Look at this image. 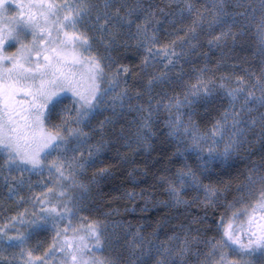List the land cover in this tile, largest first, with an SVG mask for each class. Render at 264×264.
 Returning a JSON list of instances; mask_svg holds the SVG:
<instances>
[{
  "label": "snow or ice",
  "instance_id": "obj_1",
  "mask_svg": "<svg viewBox=\"0 0 264 264\" xmlns=\"http://www.w3.org/2000/svg\"><path fill=\"white\" fill-rule=\"evenodd\" d=\"M227 7L225 0H211L208 6L177 0L175 10L165 13L160 8L169 24L190 21L173 29L183 35L169 44L159 42L152 23L158 20L157 11L151 5L127 0H0V175L5 182L12 181L9 196L24 186L25 173L47 176L36 182L41 191L18 197L25 209L0 226V264H120L119 256L98 255L120 244L117 226L77 215L87 210L90 184L110 169L96 170L88 183L80 176L106 148L105 137L124 140V147L136 143L151 154L156 150L151 141L161 133L176 145L171 158H156L158 164L164 160L162 168L168 173L157 178L169 196L165 204L198 200L205 211L199 219L209 218L210 208L219 216L213 220L215 227L198 229L194 236L185 229L183 239L173 233L160 240L156 231L129 236L127 228L122 235L134 259L124 264H264V171H257L254 164L238 196L230 200H219L226 187L203 182L208 161L226 159L248 135L258 136L264 146V68L259 75L249 73L247 80L223 74L217 83L206 75L216 66L193 67L195 80L185 83L182 93L153 91L157 84L171 86L169 73L157 72L153 65L176 67L200 47L202 34L214 32L208 42L215 45L229 37L235 42L237 35L255 27L264 49V0L258 20L255 6L245 5L239 13L228 12ZM130 46L143 53L141 67L151 71L135 90L128 84L130 67L118 63L120 50L128 52ZM217 88L228 97L229 106L201 126L192 118V106L207 104ZM162 109L167 117L159 121ZM118 111L136 114L134 133L114 127ZM98 116L102 118L96 121ZM154 120L160 128H155ZM221 142L223 148L218 147ZM121 157L126 162L127 157ZM174 160L181 163L173 169ZM16 172L20 175H13ZM28 187L33 189V183ZM189 190L197 195L185 199L182 193ZM40 232L53 235L43 255L35 256L43 242L34 246L29 242ZM208 232L214 235L204 234ZM8 248L18 251L4 257Z\"/></svg>",
  "mask_w": 264,
  "mask_h": 264
},
{
  "label": "trees",
  "instance_id": "obj_2",
  "mask_svg": "<svg viewBox=\"0 0 264 264\" xmlns=\"http://www.w3.org/2000/svg\"><path fill=\"white\" fill-rule=\"evenodd\" d=\"M193 2L208 6L211 0H193ZM127 3L151 5L156 9L158 20H154L152 23L158 29L160 43L170 44L176 37L182 36L183 32L179 30L173 32V29H176L179 24L190 22L188 19L184 21L178 19L177 24H169L163 15L159 13L160 8H164L165 13L169 11V8L175 10L177 0H127ZM225 3L229 6L226 10L230 13L243 12L245 11V5H252L257 9L255 13L257 20L261 15V0H225ZM142 18L143 14H139L138 19ZM237 27L233 26V31H237ZM219 30L216 29V31ZM214 35V32L202 34L199 38L200 47L190 56L182 57L176 67L167 69L162 62L153 65L157 72L167 71L171 80V86L157 84L154 86L153 91L161 93L166 89L169 94L183 92V85L195 80V73L192 72V68H200L204 65L209 68L216 66L215 71H209L206 75L212 76L217 83H219L223 74H230L233 77L243 76L246 80L249 79V73L260 74L261 69L264 68V49H262L257 38L255 27L248 28L243 35H237L235 42L229 37L226 43L209 45L208 41ZM120 51L122 59L118 63L130 67V73L128 74L129 86L133 90L141 88L139 81H146L151 74V71H145L141 67L143 53L137 52L136 48L131 46L128 52L123 49ZM181 72L184 74L180 75ZM176 77H179V79L177 80ZM216 93L207 104L201 103L192 106L195 109L192 118L200 122L201 126L204 123H210L213 118L219 117L224 108L229 105L226 96L219 88H217ZM145 96H147V93H145ZM205 111H207V115L204 114ZM185 113L187 114V111ZM101 118L96 119L98 121ZM114 127L116 129L124 128L123 123L118 121ZM158 128L160 127L156 129ZM105 139L109 143L102 150V154L97 160L89 166V175L84 178V182L88 183L94 175V171L106 166L110 169L109 174L102 179L97 176L95 182L90 184L86 199L87 210L84 211L85 216L90 219H102L103 217L107 219L111 217L113 221L115 220L118 229L117 234L120 235V244L115 245L111 251L105 249L104 256L111 255L113 258L119 256L120 264H124L129 250L126 246L127 237L122 235L125 231L124 226L138 229L145 236L156 231L159 233L157 239L160 240L188 228L198 230L209 225L215 227L213 220L219 216V211L210 208L207 212L209 218L199 219L205 216V211L204 206L198 200H193V203L188 205L165 204L169 200V196L165 191V185L159 183L157 178L167 176L168 173L163 171L162 168L164 160L161 159L158 164L156 158H171V154L176 147L174 142H170L162 133L158 134L151 141L156 150L151 154H146L141 146H134V143L130 147H124V140L122 139L116 138L115 142H112L113 138L111 136H107ZM258 143V146H252L247 159L226 165L213 164L206 170L208 175L204 178V183L226 187V191L219 197L220 201L225 200V198L230 200L234 196H238L239 186L245 182L249 170L253 168L254 164L256 168L264 169V146H262L261 140ZM121 154L127 157L126 162H122ZM180 163L181 161L174 160L173 169ZM189 163L192 164V159L189 160ZM91 172L92 174H90ZM9 183L4 181L3 175H0V211L4 207H9L10 204L9 199L6 197ZM190 192H183V197L191 199L196 196ZM102 213L108 214L102 215ZM194 217L197 218L195 223L193 222ZM2 222L0 219V226L4 225ZM204 234L211 235L214 233ZM52 235L38 233L32 237L29 245L34 246L37 241L43 242L42 247L37 249L40 253L51 242ZM6 252H9V250L7 249ZM129 257L127 259L129 262L134 259L131 255Z\"/></svg>",
  "mask_w": 264,
  "mask_h": 264
},
{
  "label": "rangeland",
  "instance_id": "obj_3",
  "mask_svg": "<svg viewBox=\"0 0 264 264\" xmlns=\"http://www.w3.org/2000/svg\"><path fill=\"white\" fill-rule=\"evenodd\" d=\"M192 82H194V80ZM226 99L228 100V97L227 96H226ZM68 102H69L68 100H65L64 101V103H68ZM228 102H229V100H228ZM104 115H112V113L111 112H106V113H104ZM135 115H136L135 113L119 112L118 111L117 112L116 119H117V121L119 123H123L124 129L126 131H129L130 130L131 132L134 133L136 131V125H135V122H134V119H133L135 117ZM245 115H247V114H245ZM252 115H255V113H252ZM185 116H187L186 113H185ZM98 117H96V118H98ZM166 117H167V112L165 110H163V109L157 114V118H158L159 121L165 120ZM96 121H97V119H96ZM130 121H133V122L130 124L129 123ZM154 125H155V128L161 126L159 123H155V120H154ZM254 131L258 133L259 132V128H256ZM259 141H260V138L258 136H256V135H248L247 138H246V140H245V142H244V144L239 149H237L236 151H234L226 159L220 158V159H212V160H209L208 161V168L211 165H213V164L226 165V164H230V163H233V162H236V161H239V160L247 159L248 154H250V152H251L252 146H254V147L255 146H258V144H259L258 142ZM135 145H138V144L134 143V146ZM138 146H140V145H138ZM218 147L219 148H223V142H221L218 145ZM99 156H100V154L97 156V158ZM97 158H96V160H97ZM191 159H192V163H194L195 157H192ZM92 164H90L89 166H91ZM89 166H87L84 169L83 174L80 176V179L83 180V181H85L84 178H87V175H89V172H88ZM256 170L257 171H264V169H262V168L261 169L256 168ZM94 173H95V171H94ZM90 174H92V172ZM13 175L19 176L20 173L19 172H16ZM24 179H25L24 186L22 188H19V186H18V190H17L15 196H9V194H8L9 193V190L6 193V197H7V199H9L10 204H9V207H4V209L2 211H0V219L3 221L2 222L3 224H4L5 220L9 219L16 212L25 209V207H26L25 203H19L18 202V197H20V196H25L26 197V196L30 195L31 194V191H33V190L36 191V192L41 191V188L38 186V184L36 182L40 181L41 179L47 180V176L44 173H39V174H35V173L34 174H28V173H25L24 174ZM9 182L10 183L12 182L11 179H9ZM29 182H32L33 183V185H34L33 189H30L28 187ZM189 191H191L190 193H192L193 195L194 194L197 195V193L195 192V190H189ZM199 195L200 196H203V192L201 191L199 193ZM27 207L30 208L31 205H27ZM77 215L78 216L79 215L85 216V212L83 211L82 213H78ZM93 220H95V219H93ZM100 220H107V221L113 222L115 224V220L113 221L111 219V217H108L107 219H106V217H103ZM85 223H86V221H85ZM17 225H19V224H17ZM61 227H63V225H61ZM129 227L130 226H124L125 230L127 228H129ZM130 228H131V231L129 232V234H131V232H137V231H139L138 229H134L132 227H130ZM39 234H53V233L52 232H40ZM175 234H184V231L175 232ZM194 234H197V229H193V230L191 229L189 235H193L194 236ZM211 235H214V234H211ZM178 236L181 239H183V237H184V235H178ZM8 250H9V252H4V254H3L4 257L10 256V254L13 251H18V249H12V248H8ZM33 255H35V256L43 255V251L39 253L36 250V252H34ZM98 255L104 256L103 252L102 253H99ZM127 255H128V257L126 258V260L130 258L129 257L130 256L129 250H128Z\"/></svg>",
  "mask_w": 264,
  "mask_h": 264
}]
</instances>
